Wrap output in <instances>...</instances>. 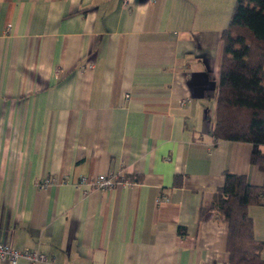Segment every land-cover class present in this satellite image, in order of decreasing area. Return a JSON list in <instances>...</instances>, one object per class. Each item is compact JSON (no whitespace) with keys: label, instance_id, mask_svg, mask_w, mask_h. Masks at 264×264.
<instances>
[{"label":"crops","instance_id":"crops-1","mask_svg":"<svg viewBox=\"0 0 264 264\" xmlns=\"http://www.w3.org/2000/svg\"><path fill=\"white\" fill-rule=\"evenodd\" d=\"M235 3L0 0V241L40 264H229L213 194L226 171L264 184L252 143L212 132ZM102 172L129 181L78 185ZM246 213L264 242V198Z\"/></svg>","mask_w":264,"mask_h":264},{"label":"trees","instance_id":"trees-1","mask_svg":"<svg viewBox=\"0 0 264 264\" xmlns=\"http://www.w3.org/2000/svg\"><path fill=\"white\" fill-rule=\"evenodd\" d=\"M223 53L215 90L212 132L217 138L252 143L250 160L264 172V0H236L222 32ZM264 184L245 174L225 172L211 208L227 223L229 264H264V242L253 235L246 213L251 202H263Z\"/></svg>","mask_w":264,"mask_h":264},{"label":"built area","instance_id":"built-area-1","mask_svg":"<svg viewBox=\"0 0 264 264\" xmlns=\"http://www.w3.org/2000/svg\"><path fill=\"white\" fill-rule=\"evenodd\" d=\"M56 180V177H46L40 182V186L45 187ZM127 177L120 173H98L95 176H81L78 180V185L96 187L98 189L111 190L117 183H127ZM85 187L83 192H87ZM157 201L168 200V196L160 193L156 199ZM0 259L7 260L10 264H16L20 259L25 260L28 264H40L46 260L45 253L38 249L29 248H15L9 243L0 241Z\"/></svg>","mask_w":264,"mask_h":264}]
</instances>
